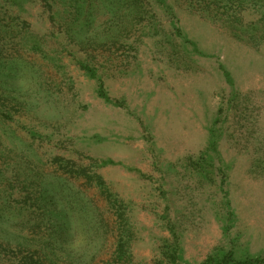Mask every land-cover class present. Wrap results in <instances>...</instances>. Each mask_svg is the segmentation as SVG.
Here are the masks:
<instances>
[{
    "label": "rangeland",
    "instance_id": "374dc122",
    "mask_svg": "<svg viewBox=\"0 0 264 264\" xmlns=\"http://www.w3.org/2000/svg\"><path fill=\"white\" fill-rule=\"evenodd\" d=\"M56 157L113 161L111 196ZM168 242L264 258V0H0V264H158Z\"/></svg>",
    "mask_w": 264,
    "mask_h": 264
},
{
    "label": "trees",
    "instance_id": "16d2710c",
    "mask_svg": "<svg viewBox=\"0 0 264 264\" xmlns=\"http://www.w3.org/2000/svg\"><path fill=\"white\" fill-rule=\"evenodd\" d=\"M88 73L91 77L96 78L98 72L96 69L86 67ZM225 75L230 79L231 75L225 71ZM99 96L103 98L107 103H111L112 99L107 94L104 85L100 83L99 85ZM55 162L66 171L67 174L76 179H85L91 187L99 188V190L105 195H109V188L99 173V169L102 167L114 164L113 161H93V163L88 166H77L72 160L65 159L63 157H56ZM197 169L203 167L200 162L197 164ZM54 198V194L51 198ZM47 200V199H46ZM43 205L45 220L55 228L54 232L57 235V240H63L69 232L73 229V220L71 214L66 211L64 206H60L55 201L46 203ZM117 206V205H116ZM123 214H119L120 219ZM128 234H122L121 239L117 245V261L122 263H129L131 261L132 255L130 253V240ZM183 260V254L178 243H165L160 248V259L157 261L158 264H179ZM20 264H42L39 260L34 259L32 256L24 260V263ZM201 264H264V258H246L237 259L232 251L224 252L221 254H211L208 258Z\"/></svg>",
    "mask_w": 264,
    "mask_h": 264
}]
</instances>
